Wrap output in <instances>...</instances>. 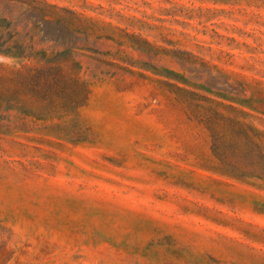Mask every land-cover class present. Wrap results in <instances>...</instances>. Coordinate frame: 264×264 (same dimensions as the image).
<instances>
[{
  "label": "rangeland",
  "instance_id": "rangeland-1",
  "mask_svg": "<svg viewBox=\"0 0 264 264\" xmlns=\"http://www.w3.org/2000/svg\"><path fill=\"white\" fill-rule=\"evenodd\" d=\"M20 64L61 94L0 107V264H264V0H0Z\"/></svg>",
  "mask_w": 264,
  "mask_h": 264
},
{
  "label": "trees",
  "instance_id": "trees-1",
  "mask_svg": "<svg viewBox=\"0 0 264 264\" xmlns=\"http://www.w3.org/2000/svg\"><path fill=\"white\" fill-rule=\"evenodd\" d=\"M8 70L9 78L16 83L14 86H7L6 88L0 87V107L3 106L2 102H4L6 103L5 109H10L12 94L14 92H17L18 90L22 91L23 93H30L31 95L41 100H44L46 98L44 96L49 95V93H51V99L55 98L54 92L58 94V96H60L61 94V89H58V87L52 84L48 79L47 74L44 72L45 69L43 68V66L36 67L28 64H20L18 66H8ZM76 83L79 84L78 82ZM79 85L84 84L80 83ZM62 94L67 96L65 91ZM80 94L81 93L76 92L74 96L77 98V96H79ZM69 97H72V95L70 94ZM42 111H45V109H42ZM42 111L38 110V113H35V111H28L27 114L33 116L34 118H40L39 116L41 115ZM210 129L213 130V144L215 145V147L220 148L223 155L228 159L229 165L234 170L236 168V165L230 158H232V156L237 158L241 156L243 152H245H241L239 149V138L236 134L226 136L224 133H222L221 135H219L216 127L213 126H211ZM226 149L230 151V155L232 156H228L226 154Z\"/></svg>",
  "mask_w": 264,
  "mask_h": 264
}]
</instances>
